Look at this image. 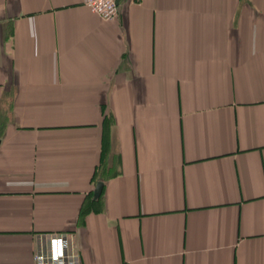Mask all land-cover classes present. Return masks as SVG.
<instances>
[{
    "label": "crops",
    "instance_id": "crops-1",
    "mask_svg": "<svg viewBox=\"0 0 264 264\" xmlns=\"http://www.w3.org/2000/svg\"><path fill=\"white\" fill-rule=\"evenodd\" d=\"M84 1L0 0V264H264V0Z\"/></svg>",
    "mask_w": 264,
    "mask_h": 264
},
{
    "label": "built area",
    "instance_id": "built-area-1",
    "mask_svg": "<svg viewBox=\"0 0 264 264\" xmlns=\"http://www.w3.org/2000/svg\"><path fill=\"white\" fill-rule=\"evenodd\" d=\"M84 3L101 20H114L119 13L117 0H85ZM69 236L67 233L51 234L47 249L33 255L34 264H72L78 255Z\"/></svg>",
    "mask_w": 264,
    "mask_h": 264
},
{
    "label": "water",
    "instance_id": "water-1",
    "mask_svg": "<svg viewBox=\"0 0 264 264\" xmlns=\"http://www.w3.org/2000/svg\"><path fill=\"white\" fill-rule=\"evenodd\" d=\"M102 186H104V184L102 182H98L97 183V186L93 192V197L96 199L98 198V196L100 195L101 193V190H102Z\"/></svg>",
    "mask_w": 264,
    "mask_h": 264
}]
</instances>
